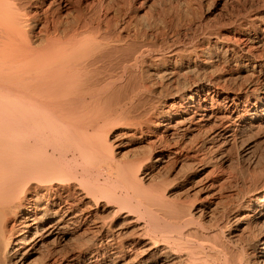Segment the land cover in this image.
I'll use <instances>...</instances> for the list:
<instances>
[{
	"label": "bare ground",
	"instance_id": "obj_1",
	"mask_svg": "<svg viewBox=\"0 0 264 264\" xmlns=\"http://www.w3.org/2000/svg\"><path fill=\"white\" fill-rule=\"evenodd\" d=\"M112 1L0 0V264H264V165L226 170L264 133V1L197 40Z\"/></svg>",
	"mask_w": 264,
	"mask_h": 264
},
{
	"label": "rangeland",
	"instance_id": "obj_2",
	"mask_svg": "<svg viewBox=\"0 0 264 264\" xmlns=\"http://www.w3.org/2000/svg\"><path fill=\"white\" fill-rule=\"evenodd\" d=\"M113 1H115V2L113 3ZM113 1H112V3H109V5L107 2H105L104 7H102L103 10H101V11L102 12H106V10L109 11V9L111 8L110 6H112V9H110V11H109V15L111 13V15L109 16V19L110 18L115 19V15L113 16V14H116L117 11L119 10L120 12H118L116 14L117 16H116L115 21H114V19L112 20V21H114V23H116V21H119V20L121 22V18H122V22H125V19L126 20H127V18L129 19V17H131V16L135 17V19H137L136 22H138V23L130 26V31L133 33H135L136 31L138 32V27H139V32L141 31V33H143L144 31H147L143 35H141V33H140V36L143 37L147 33H149V34L150 33H157L156 31L157 30L159 31V28H161V26L163 27V25L165 24V22H163V21H166V23H167L169 20H171V21H169L170 23L171 22L176 23L180 17L182 22L186 23V21L189 20L188 18H190V19L197 21L201 24V27L196 32V34L193 36V38L195 40H197L199 37H201L203 35V33L205 35V34H207V32H211V31H214V30H217L220 28L225 29L226 27L230 26L231 24L229 23L230 22L229 19L231 18L230 16H232V13H233V15L237 14L238 9L247 5V2L243 1V0H239L240 2L238 0L237 1L236 0H146V1L145 0L144 1L143 0L142 1L141 0H133V1L132 0H113ZM128 1L130 2L129 4H128ZM138 1H139V3L143 2V4L141 3V5H140L138 3ZM250 1H264V0H249V2ZM126 2H127V4H126ZM136 3H137V5H136ZM127 5H128V7L130 6L128 8L129 10L126 9ZM131 7H133V8H131ZM134 7H137L136 11H135ZM130 8H131V10H130ZM234 9H236L237 11H234ZM134 12H135V15H134ZM123 13H127V15L129 14L128 15L129 17L126 15L123 16ZM137 14L139 15V17L136 16ZM178 14L179 15L181 14V15L178 16ZM176 16H178L177 21H175ZM118 17H120V19ZM161 18L163 20H161ZM172 19H173V21H172ZM146 21L148 23H146ZM114 23H112V24H114ZM161 23H162V25H161ZM225 23L230 24V25L226 26ZM221 24H222V26H221ZM135 26L137 29L135 28ZM140 26H142V27H140ZM215 27H217V28H215ZM140 28H142V29H140ZM161 31H162V28H161ZM188 39H189V37L186 39L184 38L183 39V41L185 40L184 43L187 42ZM263 134H264L263 132L259 133V134H255V135H253L255 138H253V137L251 138L253 144H255V148L253 150L254 153L252 152L251 156L249 154L248 157H246V155H247L246 154V152H247L246 147L247 146L244 149H241L239 147L233 149L232 152L234 155L231 154V156H232L231 158L235 157L234 161L229 165L226 164L227 174L229 173V176L232 174L230 176L231 177V179H230L231 183H230V187L228 188V190L231 187H236V185H237V187H242V186H244V184L246 182L249 183V181L251 180L250 179L251 175L249 176V173L246 171L248 169V166L250 165V162L248 163V160L254 161V160L258 159L260 162L259 165H261V166L264 165V135ZM238 149L240 152H238ZM144 150H146V145L138 143V144H134L132 147H126V149H124V151H125L124 154H126L128 156V159H130V158L134 157V155H137L138 153H141ZM244 153H245V155H244ZM254 154H255V156H253ZM239 155H241L242 157H239ZM256 157H258V158H256ZM241 161L242 162L245 161V162L242 163ZM237 162H238V164H236ZM232 167H233V169H232ZM144 171L147 174V176L149 177V181L151 182V180H152L151 183H153V181H155V180H156L155 182H157L162 177V175L167 176L169 178V182H170L169 185L167 184V188L174 187L175 188L174 190L177 193L174 191L173 194L176 193L175 195L178 198L184 197V195H186V193L182 192V191H184L183 189H185V187L180 184L182 182H181V179H179V177H177L176 171L171 173L170 169L168 171V168H166V169H164V167H162V168H155L154 167L153 168L151 166L144 169ZM175 174H176L177 178L175 177ZM243 174H245V175L247 174V177ZM179 176H180V174H179ZM245 178H247V179H245ZM173 179L176 180V184H175V180H173ZM243 182H244V184H243ZM234 184H235V186H234ZM172 197H175V196L173 195ZM257 228H253L254 233L252 234V236H250V233H248V236H250L252 241H254L255 235L257 233L261 234L262 227H259L258 229ZM263 229H264V227H263ZM246 239H247V233L246 234L240 233L239 236H237L236 241L242 243Z\"/></svg>",
	"mask_w": 264,
	"mask_h": 264
}]
</instances>
